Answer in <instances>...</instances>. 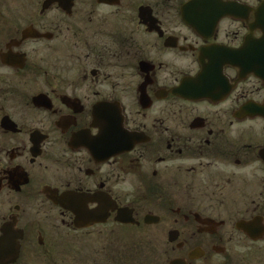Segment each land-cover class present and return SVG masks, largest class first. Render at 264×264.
I'll return each instance as SVG.
<instances>
[{
    "label": "flooded vegetation",
    "instance_id": "1",
    "mask_svg": "<svg viewBox=\"0 0 264 264\" xmlns=\"http://www.w3.org/2000/svg\"><path fill=\"white\" fill-rule=\"evenodd\" d=\"M192 1L0 12V264H264V0Z\"/></svg>",
    "mask_w": 264,
    "mask_h": 264
},
{
    "label": "rangeland",
    "instance_id": "2",
    "mask_svg": "<svg viewBox=\"0 0 264 264\" xmlns=\"http://www.w3.org/2000/svg\"><path fill=\"white\" fill-rule=\"evenodd\" d=\"M29 0H27L28 2ZM26 2V0H12L11 3L7 4L6 6H2V10L0 11L2 14L4 15H8L11 16L14 14V16L12 17V19L14 18L13 21L17 22L20 19V16L22 14V9H23V5ZM2 22V20H0V23ZM0 72L2 74L5 73V71L3 69H0ZM129 187H127L128 189ZM132 189H130L127 192H130Z\"/></svg>",
    "mask_w": 264,
    "mask_h": 264
},
{
    "label": "water",
    "instance_id": "3",
    "mask_svg": "<svg viewBox=\"0 0 264 264\" xmlns=\"http://www.w3.org/2000/svg\"><path fill=\"white\" fill-rule=\"evenodd\" d=\"M192 5V7H194V6H197L198 5V0H194V1H192V2H190V3H188L187 4V6H191ZM201 13V12H200ZM203 14L202 15H206L207 13H208V11L207 10H205L204 9V11L202 12ZM106 111H109L110 113H111V109H105ZM98 119H99V121H100V123H101V125L103 126V127H105L106 129H107V127H108V129H110V131H111V129H112V127L114 126L113 124H114V122H115V120L112 122V123H109L108 124V126L106 125L107 123H105V124H102V117H101V113L100 112H98V117H97Z\"/></svg>",
    "mask_w": 264,
    "mask_h": 264
}]
</instances>
